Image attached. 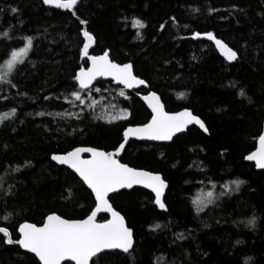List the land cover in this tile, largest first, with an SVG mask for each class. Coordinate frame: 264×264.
<instances>
[{"label": "trees", "instance_id": "obj_1", "mask_svg": "<svg viewBox=\"0 0 264 264\" xmlns=\"http://www.w3.org/2000/svg\"><path fill=\"white\" fill-rule=\"evenodd\" d=\"M12 7L19 12L13 14ZM78 7L73 14L42 0H0V62L24 46L25 37L34 38L29 60L12 76L18 87L0 83V114L7 117L0 125V227L17 239L16 228L24 221L41 224L51 213L86 217L94 197L51 155L77 146L114 150L128 125L149 121L151 113L138 93L151 90L168 111L190 109L209 132L192 126L170 143L127 144L123 162L161 173L169 183L168 210L160 211L153 194L142 188L116 195L113 206L133 228L136 247L132 256L113 258L112 264H264V171L246 161L264 126V0H83ZM77 15L89 21L85 26L96 38L92 53L109 50L114 61L133 63L148 90L127 92L102 79L97 83L102 91L92 93L94 111L81 112L65 100L72 99L73 73L87 66L81 60L84 25ZM136 19L147 27L134 26ZM6 30L12 39L2 36ZM196 31L213 32L239 59L230 63L211 43L189 38ZM120 109L131 113L128 120L96 119ZM41 111L51 115H36ZM236 179L246 181L239 193L220 196L196 212L192 200L201 191L219 196L223 185ZM252 215L255 228L240 223ZM104 219L108 216L99 218ZM181 233L186 238L178 239ZM0 264L39 261L0 239Z\"/></svg>", "mask_w": 264, "mask_h": 264}, {"label": "snow or ice", "instance_id": "obj_2", "mask_svg": "<svg viewBox=\"0 0 264 264\" xmlns=\"http://www.w3.org/2000/svg\"><path fill=\"white\" fill-rule=\"evenodd\" d=\"M42 2L45 5L54 6L56 9L72 10L73 14L79 12L78 5L83 6V0H42ZM10 11L17 14L19 9L12 7ZM214 11L215 9H209V14ZM76 19L80 25L89 23L87 19H81L79 15L76 16ZM171 19L175 20V17ZM134 26L139 29L147 27L140 19L134 21ZM137 35L138 38H142L139 33ZM202 35L206 36L208 41H215L216 47L225 55L227 61L232 62L239 59L237 52L218 39L211 31L203 34L196 31L192 38L198 39ZM2 36L6 39L13 38L7 30L2 33ZM82 36L81 51L85 58L84 64H90V66H80L78 71L73 73L74 90L69 93L72 99L65 97L69 104L80 108L81 112L94 111L95 105L91 97L92 93L102 91V88L97 86V83L103 84V80L100 78H110L109 82L114 81L128 89L138 86L148 87L146 80L135 74L133 63H116L110 58L108 51L101 55H90L89 50L95 44L96 38L86 29L82 31ZM24 39L26 45L12 49L0 62V83H7L12 88L18 87L16 83H13V73L18 72L19 66L29 60V54L34 48L33 37L28 36ZM32 66L35 67V64ZM233 87H235L234 84ZM22 94L26 95V93ZM238 94L240 97L246 96L244 89H240ZM119 95L124 97L125 92L120 91ZM180 96L184 98L187 94L181 93ZM49 98L45 97V99ZM247 99L248 103H253L251 97ZM144 100L147 101V107L151 109L150 121L141 126H127L122 132V142L113 151H104L96 147H75L64 154L51 156L53 161L67 165L69 169L74 170L82 184L90 190L89 195L94 196L93 207L89 210L86 218L70 219L52 213L47 215L43 226L29 222L18 224L17 239H13L8 228L0 227V233L3 234L0 239H3L6 245H18L28 253H34L39 264H63L66 260L73 261L75 264H112L113 258H118L121 255L132 256L136 247L133 229L128 226L125 216L113 206L112 200L116 195L132 194L133 191H138L141 188L148 189L151 194H154V204L160 210L167 212L164 193L169 185L159 173L130 167L127 163H122L119 156L125 150V145L130 137L147 141L171 142L174 137L178 138V134L188 130L190 125H198L204 133L209 132L205 122L188 108L176 113L166 111L161 96L156 91L149 90V94L144 96ZM115 107L113 105V108ZM16 112L17 109H11L12 116H15ZM46 114L51 115V113L43 111L36 113L40 117ZM55 115L61 118H64L65 115H75L76 118H80L79 113H56ZM130 116L129 111L120 109L116 114L100 115L96 119H103L112 124L116 121L128 120ZM6 118V114H0V125L4 124ZM80 131L83 132V129ZM259 145V150L248 155L246 159L255 161L256 167L264 169V135H260ZM86 153L91 154V158H83ZM16 170H20L19 165ZM245 183L246 181L240 179L226 183L223 185L225 190L220 192L219 196H216L213 191H208L206 194L201 193L192 200L196 206V212H201L207 204L214 203L220 196L230 197L239 193ZM100 214H110L111 219L98 222L97 217ZM240 223L255 228L257 217L252 215L251 218ZM204 226L209 227L208 224ZM155 227L160 228V225L157 224ZM181 238H186L183 233L178 237V239ZM242 243L240 240L236 241V244Z\"/></svg>", "mask_w": 264, "mask_h": 264}, {"label": "water", "instance_id": "obj_3", "mask_svg": "<svg viewBox=\"0 0 264 264\" xmlns=\"http://www.w3.org/2000/svg\"><path fill=\"white\" fill-rule=\"evenodd\" d=\"M47 7H50V8H54V9H56L54 6H50V5H46ZM62 10H64V11H66V12H72V10H67V9H62ZM87 30V27L84 25V28H83V30ZM202 34L203 33H206V32H201ZM216 36V35H215ZM193 37V34H191L190 36H189V38H191V39H194V38H192ZM218 39H220V40H222L225 44H227L230 48H232L228 43H226L223 39H221V38H219L218 36H216ZM194 40H202V41H207V42H209V43H211L214 47H215V49H216V51L222 56V57H224L225 59H226V57H225V55L220 51V49L219 48H217L216 47V45H215V41H208L207 40V38H206V36H203L202 35V37L201 38H198V39H194ZM95 46H96V42H95V44H93L92 45V47L90 48V50H89V53H90V55H101V54H103V53H101V54H94V53H92V51H93V49L95 48ZM233 49V48H232ZM234 51H236L235 49H233ZM106 51H108V53H109V56H110V58H111V55H110V51L109 50H106ZM84 57L82 56V54H81V60L82 61H84ZM112 59V58H111ZM113 60V59H112ZM227 60V59H226ZM114 61V60H113ZM114 62H116V63H119V62H117V61H114ZM229 62V61H228ZM232 62H234V61H232ZM232 62H230V63H232ZM126 63H128V62H126ZM88 66H90V64H88L87 66H84V67H88ZM139 77V76H138ZM139 78H141V77H139ZM100 79H103V80H108V81H110V78H100ZM115 85H118V84H116V82H114V81H112ZM148 84V83H147ZM118 86H121V87H123L124 89H125V91H127V92H136V91H138V90H140V89H142V88H144V89H149V84H148V87H144V86H138V87H134V88H132V89H128V88H125L123 85H118ZM149 94V90L147 91V92H145V93H138V96L140 97V99L142 100V102L144 103V105L146 106V108L150 111V113H151V109H149L148 107H147V101H145L144 100V96H146V95H148ZM158 95H160L159 93H158ZM161 101L163 102V100H162V98H161ZM164 103V102H163ZM164 106H165V103H164ZM165 110L166 111H168L167 109H166V106H165ZM184 109H182V110H180V111H183ZM169 112H171V111H169ZM176 112H179V111H176ZM176 112H171V113H176ZM194 114V113H193ZM195 115V114H194ZM150 119H151V117H150ZM150 119H149V121H150ZM147 123V122H146ZM141 125H143V124H136V125H128V126H141ZM192 126H195V127H198L199 128V126L198 125H190L189 126V128L190 127H192ZM200 129V128H199ZM202 130V129H201ZM188 130H186L184 133H186ZM203 131V130H202ZM184 133H180V134H178V135H181V134H184ZM261 135H264V126H263V130H262V133H261ZM175 138V137H174ZM173 138V139H174ZM130 141H140V142H152V143H170V142H167V141H147V140H139V139H137V138H135V137H130V139H129V141H128V143L130 142ZM172 142V141H171ZM127 143V144H128ZM127 144L125 145V148H126V146H127ZM77 147H93V146H77ZM259 147H260V145H259V139H258V141H257V144H256V148L251 152V153H253V152H256V151H258L259 150ZM75 148V147H74ZM74 148H72L71 150H73ZM97 148V147H96ZM98 149H100V148H98ZM71 150H69V151H71ZM100 150H104V149H100ZM104 151H106V150H104ZM111 151H113V150H111ZM125 151V150H124ZM124 151L120 154V156H119V158H120V160H121V162L122 163H125V162H123L122 161V156H123V153H124ZM68 152V151H67ZM64 153H66V152H64ZM64 153H55V154H57V155H59V154H64ZM250 153V154H251ZM250 154H248V155H250ZM53 155V154H52ZM51 155V156H52ZM247 155V156H248ZM83 158H85V159H88V158H91V154H84V156H83ZM53 161V160H52ZM246 161H248L247 159H246ZM56 164H58L59 166H63V167H66V168H68V166L67 165H61V164H59L57 161H54ZM248 162H250V163H252V164H254L255 165V167H256V162L255 161H248ZM129 165V164H128ZM130 166V165H129ZM130 167H132V166H130ZM69 169V168H68ZM138 169H143V170H148V169H144V168H138ZM256 169L257 170H262V171H264V169H260V168H258V167H256ZM69 170H71L72 172H74V170H72V169H69ZM148 171H150V170H148ZM153 172V171H152ZM154 173H157V172H154ZM159 174H161V173H159ZM77 175V177H78V174H76ZM162 175V174H161ZM163 176V175H162ZM164 178V177H163ZM167 182V181H166ZM168 183V182H167ZM168 185H169V183H168ZM145 190H147V191H149L150 193H151V191L150 190H148V189H145ZM167 190L168 189H166L165 190V193H164V199H165V196H166V193H167ZM122 191H124V190H122ZM153 196H154V194H153ZM94 197V196H93ZM157 208H158V206H157ZM159 209V208H158ZM160 210V209H159ZM160 211H163V210H160ZM164 212V211H163ZM52 214V213H51ZM56 214H58V213H56ZM122 214V213H121ZM101 215H107L108 216V219H111V216H110V214H100L98 217H97V221L98 222H104V220L103 221H101V220H99V218H100V216ZM123 215V214H122ZM65 218V217H64ZM84 218H86V217H84ZM126 219V218H125ZM24 222H29V223H34V222H30V221H24ZM24 222H22V223H24ZM44 222H46V218L44 219V221L41 223V224H36L37 226H43V223ZM126 222H127V219H126ZM127 224H128V222H127ZM128 226H129V224H128ZM130 227V226H129ZM133 229V228H132ZM11 232V231H10ZM133 234H134V230H133ZM134 239H135V235H134ZM22 249V248H21ZM23 251H25V252H27V250H25V249H22ZM30 254H32V255H34L35 256V254L34 253H30ZM37 258V257H36ZM38 259V258H37ZM65 263H72V264H75V262H73V261H68V260H66V261H64L63 262V264H65Z\"/></svg>", "mask_w": 264, "mask_h": 264}, {"label": "rangeland", "instance_id": "obj_4", "mask_svg": "<svg viewBox=\"0 0 264 264\" xmlns=\"http://www.w3.org/2000/svg\"><path fill=\"white\" fill-rule=\"evenodd\" d=\"M24 45H26V44H24ZM123 88V87H122ZM92 100V102L94 103V101H93V99H91ZM103 115H106L105 113H103ZM208 191H212L211 189H209V190H207V192ZM206 191H201L197 196H199L201 193H204V194H206L207 193Z\"/></svg>", "mask_w": 264, "mask_h": 264}]
</instances>
